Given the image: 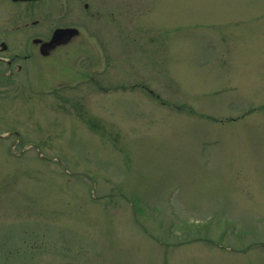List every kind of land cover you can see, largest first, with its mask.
I'll return each mask as SVG.
<instances>
[{
  "label": "rangeland",
  "instance_id": "374dc122",
  "mask_svg": "<svg viewBox=\"0 0 264 264\" xmlns=\"http://www.w3.org/2000/svg\"><path fill=\"white\" fill-rule=\"evenodd\" d=\"M85 1L0 92V264H264V0Z\"/></svg>",
  "mask_w": 264,
  "mask_h": 264
},
{
  "label": "flooded vegetation",
  "instance_id": "af4514ba",
  "mask_svg": "<svg viewBox=\"0 0 264 264\" xmlns=\"http://www.w3.org/2000/svg\"><path fill=\"white\" fill-rule=\"evenodd\" d=\"M46 1L0 0V92L7 86L22 85L25 82L33 83L34 73L39 69L37 62L49 58L58 49L81 35L77 25L73 24L47 27L44 18L46 10L43 6ZM56 1L62 13H57L54 20L60 22L59 18H64L65 12L69 9V3L68 0L67 2L66 0ZM80 1L83 2L82 10L92 14L90 2ZM65 28L77 29V34L66 43L53 47L45 46L56 30ZM4 91L7 94L11 93L9 88Z\"/></svg>",
  "mask_w": 264,
  "mask_h": 264
},
{
  "label": "water",
  "instance_id": "95a60500",
  "mask_svg": "<svg viewBox=\"0 0 264 264\" xmlns=\"http://www.w3.org/2000/svg\"><path fill=\"white\" fill-rule=\"evenodd\" d=\"M77 31L72 28H66V29H58L53 33V36L49 43H47L45 46L47 47H53L55 45L66 43L70 40V38L73 35H76Z\"/></svg>",
  "mask_w": 264,
  "mask_h": 264
}]
</instances>
